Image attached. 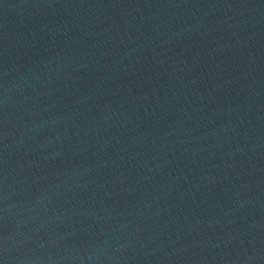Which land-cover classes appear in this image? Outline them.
Listing matches in <instances>:
<instances>
[{
  "label": "water",
  "instance_id": "water-1",
  "mask_svg": "<svg viewBox=\"0 0 264 264\" xmlns=\"http://www.w3.org/2000/svg\"><path fill=\"white\" fill-rule=\"evenodd\" d=\"M0 264H264V0H0Z\"/></svg>",
  "mask_w": 264,
  "mask_h": 264
}]
</instances>
